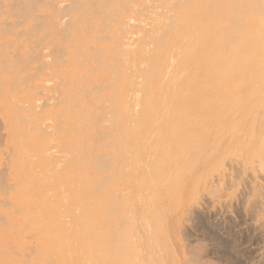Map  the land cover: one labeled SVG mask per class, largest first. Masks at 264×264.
Returning a JSON list of instances; mask_svg holds the SVG:
<instances>
[{
	"label": "bare ground",
	"instance_id": "6f19581e",
	"mask_svg": "<svg viewBox=\"0 0 264 264\" xmlns=\"http://www.w3.org/2000/svg\"><path fill=\"white\" fill-rule=\"evenodd\" d=\"M228 154L264 192V0H0V264H167Z\"/></svg>",
	"mask_w": 264,
	"mask_h": 264
},
{
	"label": "rangeland",
	"instance_id": "374dc122",
	"mask_svg": "<svg viewBox=\"0 0 264 264\" xmlns=\"http://www.w3.org/2000/svg\"><path fill=\"white\" fill-rule=\"evenodd\" d=\"M229 155H231V154H228L227 158L226 157L223 158L221 156V159L223 158V161L220 160L221 162L219 161L217 163L218 166L214 165V162L210 161L208 163L209 166L211 165L210 167L208 165L204 166L203 168H202V166L197 167L198 169H200L202 171V173H200V175L206 176L205 180H203L197 186L193 183L194 181H196V179L195 180H191L190 178L186 179V180H188L189 183H187V181L184 179L183 180L181 179L179 182L178 181L173 182L171 185L173 188H174V186H176V184L180 183V185H181L182 184L181 182H183L182 187L187 188L186 191L184 189H181V191H179V187H178V189H177L178 193L175 191V193L177 195H179V193L181 194L182 192H184L182 197L180 195H179L180 197L175 195V193L174 192L172 193L171 192L172 190H171L169 192V194L171 193V195H168V197L166 196L167 198L164 197V198L158 200L160 209L161 208L165 209V210L164 209L159 210L160 216L165 221V225L170 226V227L166 226V227H168L167 228L168 231L165 230L164 233H161L162 235L164 234V236H161V234H159L157 237L159 246H161L164 249H167V251H168L167 253L169 254L168 255L169 262H167V264H179V263L184 264L185 262L182 261V259L180 262L175 259V257L177 255L179 257H181V254L183 253V251L185 253L187 252L186 254L192 258L191 259L190 257H187V258H189L187 261V262H189V264H264V217H263L264 216V211H263L264 200L261 199L264 197V192H261V194H262L261 195L260 191L257 189L258 195L260 194V196H258L256 193L257 191L255 189L253 191V184H254L255 180L257 181L258 179L260 180V178H262L259 176L261 173H259L260 170H259L258 166L255 165L256 164L255 161H254L253 165H250V167L252 166L251 169H250L249 165L246 164L245 165L246 167H244V169H243L245 171L242 172L243 174L240 173L241 171L236 166L237 164L235 163V165H234V162H233V165H232L231 161L236 160V159L234 160V158H233L234 155L233 154L231 156H229ZM223 156H226V154H224ZM235 156H236V154H235ZM228 157H232V159L228 158ZM229 160H231V161H229ZM219 163H222V164H219ZM223 165L224 166L228 165V166L227 167L225 166L226 169H224ZM221 166H222V168H221ZM256 166H257V170H256ZM211 167H214L215 170ZM229 167H231V168H229ZM204 168H205V170H204ZM223 169L225 171L227 169H230V170H227V172H225ZM254 169L256 171H254ZM258 170H259V172H257ZM211 171H212V173H210ZM219 171H220V173L222 171V174H220ZM250 171H252V172H250ZM253 171L255 173L257 172L255 175L257 176L258 179L254 176ZM208 172L210 174H208V176H207L206 174ZM246 172H248L247 175H246ZM216 173H218L221 177L218 174L214 175ZM224 173L230 174V176H229L230 178L228 177V175H226ZM250 173L252 176L250 175ZM223 174L226 175L227 177L225 176V178H224ZM232 174H234V175L232 176ZM240 174H242V176L246 179L249 178L248 181L250 180L249 181L250 185L246 179H244L242 176L241 177L239 176ZM196 175H199V173L198 172H197V174L195 173L193 175V177L195 178ZM212 175H214L215 177ZM218 176L220 178L223 177L222 181L225 180V182H223V183H225L226 186H225V184H223V186H222V181L220 183L221 179H219ZM238 176L240 179L238 178ZM212 177H213V180L216 177H217V179H215L213 182V180H211ZM207 178H208V180H207ZM226 178H227L228 182L226 181ZM228 178H229V180H228ZM241 178H243V179H241ZM252 179H253V182H251ZM216 181L218 182V184L215 183ZM229 181H231V184ZM234 181L237 183L235 184ZM210 182L211 183L213 182V183L210 184ZM257 184H258V181H257ZM193 185H194L195 189H194V187L192 189L191 186H193ZM208 185H210V186H208ZM237 185H241V186H237ZM216 186L219 188L218 189L215 188ZM230 186L231 187L233 186L232 190H231ZM196 187H197V190H196ZM209 187H210V189H208ZM246 188H248V191H250L252 188V191H250V193H249L247 190H245ZM189 189L192 192L191 195L187 194V193L190 194ZM198 189H200L199 192H198ZM240 189H241V192H240ZM263 189H264V187H263ZM168 191H169V189H168ZM262 191H264V190H262ZM239 193H240V195H239ZM253 195H254V197H253ZM255 195H257V196L255 197ZM176 196H177V199H176ZM189 196H191V197L193 196V197L191 199H188V198H190ZM248 196L250 197V199L252 198L253 200L249 201ZM174 198L177 201L180 200V198H181V200L185 199V201L187 200L186 202H188V201L189 202L188 203H185V202L182 203L183 200L180 202L178 201V204L181 203V204H179L180 206H182L184 204L185 208H183V206H182V208H180V206H179L178 211H177V207L175 205L177 201L174 200ZM233 198H235V199L233 200ZM166 199H167V201H168V199H170V201L167 202ZM254 199H255V202H254ZM172 200H173V202H172ZM260 200L263 201V203L260 202ZM253 204L255 205V207ZM260 204H261V206H258ZM161 205H163V206H161ZM166 205H168V206H166ZM187 205H189V206L187 207ZM167 207H168V209H167ZM260 207H262V210L260 209ZM255 209H257V210H255ZM258 210H261L260 211L261 213L258 212ZM161 211H162V213H161ZM184 211H186V213ZM262 211H263V213H262ZM175 212H177V213L175 214ZM179 212H181V213H179ZM182 212H183V214H182ZM182 216L183 217L188 216V218L185 217L184 220H182L183 219ZM168 217H169L170 225H169ZM170 218H172V220ZM176 218H178V222L181 221V222H179L180 224L178 223L179 226L177 225V223H175L177 221ZM179 219H181V220H179ZM174 223H175V225L172 226L171 224H174ZM174 226H176V227H174ZM181 226H182V228H181ZM176 229L179 231V233L177 232ZM171 230H173V231L171 232ZM166 232L170 238H168ZM177 236H179L181 240ZM163 237H167V238L163 239ZM163 241H167L168 242V243L166 242L167 245L164 244ZM176 242H178V243L182 242V243H180L181 246H179V244ZM161 244H163V245H161ZM182 245H183V247L184 246L185 247L182 248ZM164 246H166V247H164ZM171 248H172V250H171ZM180 248H182L184 250H181ZM176 249H178V250L176 251ZM181 251H182V253H181Z\"/></svg>",
	"mask_w": 264,
	"mask_h": 264
}]
</instances>
